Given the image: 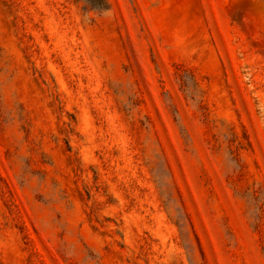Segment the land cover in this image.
I'll list each match as a JSON object with an SVG mask.
<instances>
[{"label":"rangeland","instance_id":"rangeland-1","mask_svg":"<svg viewBox=\"0 0 264 264\" xmlns=\"http://www.w3.org/2000/svg\"><path fill=\"white\" fill-rule=\"evenodd\" d=\"M0 0V264H264V0Z\"/></svg>","mask_w":264,"mask_h":264},{"label":"trees","instance_id":"trees-1","mask_svg":"<svg viewBox=\"0 0 264 264\" xmlns=\"http://www.w3.org/2000/svg\"><path fill=\"white\" fill-rule=\"evenodd\" d=\"M85 2L93 9L99 11H107L109 6L107 0H85Z\"/></svg>","mask_w":264,"mask_h":264}]
</instances>
